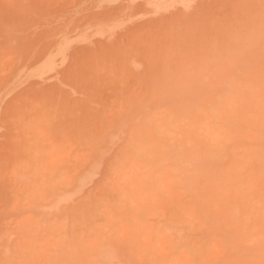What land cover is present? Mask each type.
Listing matches in <instances>:
<instances>
[{
    "label": "rangeland",
    "instance_id": "1",
    "mask_svg": "<svg viewBox=\"0 0 264 264\" xmlns=\"http://www.w3.org/2000/svg\"><path fill=\"white\" fill-rule=\"evenodd\" d=\"M0 264H264V0H0Z\"/></svg>",
    "mask_w": 264,
    "mask_h": 264
},
{
    "label": "bare ground",
    "instance_id": "2",
    "mask_svg": "<svg viewBox=\"0 0 264 264\" xmlns=\"http://www.w3.org/2000/svg\"><path fill=\"white\" fill-rule=\"evenodd\" d=\"M109 1H114V0H109ZM49 69V68H48ZM37 70V69H36ZM42 70V69H41ZM54 70V69H53ZM41 72V71H40ZM37 73V72H36ZM39 73V72H38ZM85 174V173H84ZM58 175V174H57ZM60 186V185H59ZM63 190V189H62ZM66 191V190H65ZM64 197V196H63ZM56 198V197H55ZM67 198V197H66ZM50 199V198H49ZM51 202V201H50ZM57 202V200H56ZM51 204H53V202H51ZM59 205V204H58ZM49 206V205H48ZM108 252V251H107ZM112 252V251H111Z\"/></svg>",
    "mask_w": 264,
    "mask_h": 264
}]
</instances>
